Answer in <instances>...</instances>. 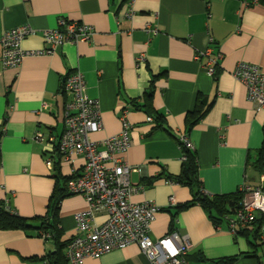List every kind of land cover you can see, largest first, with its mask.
Here are the masks:
<instances>
[{
	"label": "crops",
	"instance_id": "0c3cea01",
	"mask_svg": "<svg viewBox=\"0 0 264 264\" xmlns=\"http://www.w3.org/2000/svg\"><path fill=\"white\" fill-rule=\"evenodd\" d=\"M128 1L0 0V36L25 24L37 30L23 42L27 51L47 47L42 32L57 29L62 18L95 28L91 42L65 44L52 56H28L18 70L3 67L0 47V201L23 218L46 217L56 188L82 173L86 159L77 155L66 161L58 149L72 99L64 82L79 71L89 97L100 102L104 128L90 135L93 141L119 134L120 115L127 110L132 147L123 158L138 168L130 181L142 188L131 201H151L161 208L151 238L173 231L187 236L190 264L232 257L237 258L234 264H264V227L254 247L252 238L233 235L226 219L215 224L199 204L179 211L196 190L167 183L182 173L179 139L186 134L208 196L237 194L243 185L264 186V164L257 163L264 156V111L247 100L245 85L233 74L239 62L257 65L264 73V6L248 0H136V15L125 20L121 15ZM149 24L159 30L157 36L148 34ZM209 49L211 58L222 56L214 77L205 69L210 57L203 53ZM142 55L145 61L138 64ZM201 100L212 107L188 130L186 117ZM145 104L163 116L162 127L148 122L144 107H135ZM39 133L46 142L35 141ZM87 208L81 195L62 200L58 219L64 241L74 237L76 215ZM106 219L102 212L96 222ZM51 251L53 245L36 232L0 230V264H49ZM81 264L150 262L132 244Z\"/></svg>",
	"mask_w": 264,
	"mask_h": 264
},
{
	"label": "built area",
	"instance_id": "2783aa9c",
	"mask_svg": "<svg viewBox=\"0 0 264 264\" xmlns=\"http://www.w3.org/2000/svg\"><path fill=\"white\" fill-rule=\"evenodd\" d=\"M135 1L126 3V10L121 17L131 20L136 15ZM146 31L151 37L157 36L159 30L151 24ZM38 32L29 24L5 30L0 36L2 63L5 69L18 70L28 56H52L57 49L65 44L76 45L89 43L95 36V28L83 22H74L62 18L57 29L42 32L47 47L40 50L27 51L23 42L29 36ZM212 50H206L203 55L209 56L205 66L210 77L218 72L221 60L211 58ZM200 55L196 60H200ZM145 61V56L138 58V64ZM234 77L243 83L247 90V100L264 111V73L257 65L239 62L233 72ZM64 90L71 94L72 99L65 108V130L59 142V153L70 161L74 156L82 155L86 159L80 175L69 181L67 185L70 195H81L86 199L88 208L76 215V233L66 247V257L70 264H81L88 258L100 256L117 249L137 244L150 264H190V240L174 231L163 238L153 240L150 236L151 226L160 206L151 201L135 204L132 195L142 188L130 181V175L138 171L129 165L123 156L132 147V124L127 119V110L123 111L120 119L123 123L122 131L103 141H93L92 133L104 128L100 102L90 98L83 73L70 74L64 82ZM148 122H154L152 117ZM36 142L44 143L46 138L37 134ZM182 161L187 160L184 148L195 151L193 144L186 134L180 136ZM52 159L46 161L50 167ZM172 184V181H167ZM243 200L240 207L233 214L228 215L229 231L239 235L241 229L250 227L259 214L264 215V186L251 189L247 185L240 188ZM12 213L15 210L8 208ZM106 212L107 219L99 224L97 216ZM44 240L50 239V234H44Z\"/></svg>",
	"mask_w": 264,
	"mask_h": 264
},
{
	"label": "trees",
	"instance_id": "16d2710c",
	"mask_svg": "<svg viewBox=\"0 0 264 264\" xmlns=\"http://www.w3.org/2000/svg\"><path fill=\"white\" fill-rule=\"evenodd\" d=\"M251 2H257L260 5L264 6V0H248ZM153 87L150 92L147 94L151 100L153 97ZM138 109L144 107L146 113L155 120L157 127H162L163 116L157 113L154 110H151L148 104L143 106H135ZM212 104L207 103L205 100L198 101L197 106L192 112H189L186 117V126L188 130L194 128L209 112ZM184 153L187 156V160L183 162V170L180 176L175 179H169L173 183H181L187 186L195 188L194 199L188 204L178 207V210H183L195 206L197 204L201 205L205 209L213 222L218 224L220 220L225 219L228 215L233 214L236 210L239 209L240 203L243 200V195L238 192L233 195H221V196H208L205 191L201 188L198 177V163L196 153L184 148ZM258 165L261 167L264 164V156L261 155L257 161ZM2 167L1 162V148H0V171ZM73 178L67 179L64 182V187H57L55 192L51 197L49 214L46 217L27 219L19 216L18 214L12 213L8 208L9 206L5 201H0V230H23L29 232H36L39 237H43L44 234H50L51 238L46 239L47 243L53 245V251L49 252L47 255V262L49 264H70L66 257V247L69 244L70 240L64 241V234L59 227L58 211L62 200L68 195L67 185L70 180ZM233 203V207L230 204ZM213 213H216L215 216ZM37 223V224H34ZM264 227V215L260 219L258 217L253 222V224L239 231L240 234H244L249 238H252V245L257 247L258 242L261 240V232ZM174 232V231H173ZM237 260L236 257L224 258L220 260L211 261L209 264H234ZM205 261V260H204ZM206 262V261H205Z\"/></svg>",
	"mask_w": 264,
	"mask_h": 264
},
{
	"label": "water",
	"instance_id": "95a60500",
	"mask_svg": "<svg viewBox=\"0 0 264 264\" xmlns=\"http://www.w3.org/2000/svg\"><path fill=\"white\" fill-rule=\"evenodd\" d=\"M230 206L233 207V203H231ZM257 217H258V219H260L262 217V215L259 214Z\"/></svg>",
	"mask_w": 264,
	"mask_h": 264
}]
</instances>
